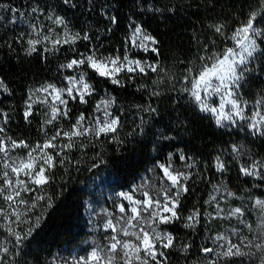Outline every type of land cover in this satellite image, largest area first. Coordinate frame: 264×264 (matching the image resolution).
Listing matches in <instances>:
<instances>
[{"label":"snow or ice","instance_id":"obj_1","mask_svg":"<svg viewBox=\"0 0 264 264\" xmlns=\"http://www.w3.org/2000/svg\"><path fill=\"white\" fill-rule=\"evenodd\" d=\"M178 7L183 5L149 4L147 11L175 15ZM248 8L233 14L232 21L215 17L197 25L191 58H177L168 66L160 59L159 40L132 16L120 46L109 43L120 25L109 3L28 0L26 6L14 7L0 2V23H27L11 40L0 41L2 46L16 52L14 45H19L26 56L37 55L45 65L56 61L52 76L26 87L19 109L11 103L0 106V264H28L23 256L30 238L54 207L48 189L56 170L64 173L56 185L59 199L67 188L65 177L79 173L82 165L89 173L110 167L109 152L104 147L97 151V145H114L113 152L120 153L143 138L160 115L153 99L165 94L159 90L164 84L174 94V104L193 105L222 129L229 137L226 145L203 160L186 151L172 129H157L150 167L131 182L109 181L116 186L106 196L101 192L99 205L84 201L88 250L57 253L47 264H175L172 252L185 264H264V154L251 147L257 142L264 147V0H254ZM77 12L81 16L74 20ZM3 13L11 14L7 21ZM96 13L106 22L103 30L89 18ZM149 74L155 77L150 84L137 83L150 79ZM256 82L261 87L250 100ZM128 86L144 103L117 102L110 89ZM5 96L13 97V90L0 76V105ZM18 115L29 126L26 132L34 128L38 138L14 133ZM186 123L176 121L177 126ZM74 152L79 158H73ZM233 168L245 183L230 186ZM200 183L210 186L207 199L185 209V198ZM233 221L237 226L223 232L214 228L215 222ZM176 223L190 235L169 231ZM198 230L204 232L199 244L194 242Z\"/></svg>","mask_w":264,"mask_h":264},{"label":"trees","instance_id":"obj_2","mask_svg":"<svg viewBox=\"0 0 264 264\" xmlns=\"http://www.w3.org/2000/svg\"><path fill=\"white\" fill-rule=\"evenodd\" d=\"M0 2L11 3L14 7H24L28 0H0ZM78 2L86 6V0H78ZM105 2L114 6L120 18V25L114 29L110 44L120 46L121 37L126 31L128 17L132 16L156 36L160 42V59L166 65L172 66L177 58L185 62L191 58L193 28L207 22L209 18L222 17L225 20L232 21L233 14H239L241 10L249 11L248 5L253 3L254 0H96L98 5ZM47 3L49 5L58 4L59 0H47ZM138 3L143 5V8L138 7ZM170 3H178L183 7H178L175 15L167 11L163 13L147 11L149 4L164 8L165 5H170ZM189 4L193 6L187 7ZM212 5H215V7H212ZM3 14L5 15V21L11 16L10 13ZM67 14L73 16L71 11ZM84 15L87 16V13H84ZM80 16L81 12H77L73 18L75 20ZM89 18L92 19L95 28L103 30L106 22L98 13ZM26 28L27 23H22L20 19H17L14 24L0 23V41L11 40L16 33ZM14 46L17 51L11 52L0 43V76L4 77L5 82L13 90V97L5 96L3 105L0 106L11 103L19 109L26 87L34 81H42L52 76L51 69L55 66L56 61L50 60L49 64L45 65L39 56L28 57L20 50L19 45ZM111 50V48L108 49V51ZM147 58L154 59L151 55ZM149 76L150 79L138 80L137 83L146 82L150 84L151 79H155V77L152 74H149ZM259 87H261L260 82L250 86L251 94L248 96L250 100ZM110 90L117 96L118 103L128 105L144 103V100L140 98V94L135 92L132 86H128L126 89ZM159 90L165 94L159 98H154L153 106L158 107L160 115L154 119L153 125L147 130V134L143 138L127 144L126 148L121 150L120 153L113 152L114 145H107V143L97 145V151L104 147L109 152L106 159L109 160L110 167L107 169L101 167V169L89 173L84 171L82 165L79 173L73 172L70 176L65 177L68 180L67 188L63 195L59 196V199L55 198L59 192L56 185L62 183L60 178L64 176V173L62 169L56 170L55 183L48 189V194L54 197V207L48 210L41 229H38L37 233H34V236L30 238L28 247L25 249L26 255L23 256L24 261H27L28 264H47L57 253L68 256L70 253L83 254L82 250H88L89 246L84 241L90 239L91 233L88 231L84 214V201L91 199L99 205L102 202L101 192L106 196L116 186L109 183V181L131 182L134 174L138 178L146 168L150 167L154 163L151 159L153 156L151 146L154 139L153 134L157 129H164L166 132L172 129L171 134L177 135L178 141L183 140L186 143V151L191 152L193 155H199L203 160H209V153L215 147L226 145L229 137L224 134L222 129H218L212 120L203 113L198 112L191 104H185L184 102L174 104V94L167 93L166 84L161 85ZM178 118L186 121V126H177L176 121ZM17 120L19 121V127L13 126L14 133L18 131L21 135H31L33 138H38L35 136L34 128L31 133L26 132L29 126L24 124L20 115L17 116ZM251 147L254 151L264 154V147H261V142H257ZM167 150L165 148V151ZM72 155L73 158H79L78 152H74ZM208 175L213 179V182H218L212 170H209ZM93 177H95V180H93ZM229 178L230 186L236 183H245L243 179H237L235 168L230 171ZM245 186L250 187V184H245ZM208 191H210V186L203 183L197 184L195 193L186 197L182 206L185 209H191L195 203H202L203 199H207ZM237 204L238 202H235L233 206ZM208 210L212 211L211 208ZM251 219L254 220L255 215ZM234 226H237L234 221L232 224L227 222L214 223V228L218 232H223ZM168 230L181 237L190 235V230L184 229L181 223H176ZM198 232L199 234L194 238V242L197 244L204 235L203 230H198ZM17 259L20 260V258ZM193 259H195V256ZM170 260H174L175 264H185L182 256L176 252L170 253Z\"/></svg>","mask_w":264,"mask_h":264}]
</instances>
